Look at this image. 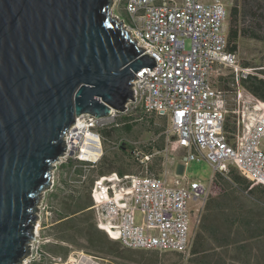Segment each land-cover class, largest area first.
<instances>
[{
    "label": "built area",
    "instance_id": "built-area-1",
    "mask_svg": "<svg viewBox=\"0 0 264 264\" xmlns=\"http://www.w3.org/2000/svg\"><path fill=\"white\" fill-rule=\"evenodd\" d=\"M124 13L115 20L122 22V28L145 50L143 55L155 60L156 67L152 72L146 67L136 73L138 80L132 82L135 101L129 99L123 111L111 109L104 117H77L65 133V152L54 163L51 181L58 165L72 158L83 165L74 182L81 185L88 181L91 169L104 156L100 130L119 127L124 117L132 122L142 120L135 115L143 111L170 119L166 134L176 137L178 146L185 149V164L201 158L210 165L213 176H227L229 167L234 166L247 180L264 185V103L259 107L245 97L236 99L239 130L232 144L225 132L228 92L212 85L218 67L232 69L238 79L252 73L240 66L238 54L227 50L229 14L223 0H125ZM87 137H95L96 144L88 143ZM132 155L145 168L144 174L115 172L93 183L91 209L98 227L126 248L178 251L187 259L195 235L190 233V219L193 215L197 227L212 180L206 184L197 180L170 183L167 171L162 176L149 173L153 155H144L139 149ZM193 201L197 205L192 208ZM38 209L39 221L21 264H107L84 252L67 259L47 258L43 245L51 239L42 231L52 213L42 201ZM137 213L141 214L140 224Z\"/></svg>",
    "mask_w": 264,
    "mask_h": 264
},
{
    "label": "water",
    "instance_id": "water-1",
    "mask_svg": "<svg viewBox=\"0 0 264 264\" xmlns=\"http://www.w3.org/2000/svg\"><path fill=\"white\" fill-rule=\"evenodd\" d=\"M110 4L0 0V264L28 254L39 195L77 117L123 111L136 73L156 67L122 22L111 26Z\"/></svg>",
    "mask_w": 264,
    "mask_h": 264
},
{
    "label": "trees",
    "instance_id": "trees-1",
    "mask_svg": "<svg viewBox=\"0 0 264 264\" xmlns=\"http://www.w3.org/2000/svg\"><path fill=\"white\" fill-rule=\"evenodd\" d=\"M228 18V51L238 54V42L241 38L249 37L264 41V0H254L253 3L251 0H243L242 7L238 2L235 3ZM243 18L249 19L251 24H241ZM112 22V27H121L116 20ZM244 68L253 67L245 65ZM259 73L264 74V69L263 71L259 69ZM250 77H254L257 84L249 85V89L252 88L257 96L264 98L261 93L264 91V79L250 73L246 78H241V82ZM151 123L153 124V121ZM139 124L135 122L131 125L126 124L122 129L108 128L102 130L100 134L116 139L121 135L132 134L134 126ZM159 132L156 130L155 134ZM159 141H164V137ZM96 142L97 139L89 141L93 144ZM125 145L126 143H121V148L124 149ZM85 155L89 156V154ZM105 155L106 153L101 159L104 162L100 161L99 167L104 165L106 170L100 168L101 173L112 172L114 167V161H109ZM82 171L83 168L80 170L81 174ZM239 176L241 175L234 166L229 167L227 176L220 173L215 175L208 200L195 230L191 253L187 259L178 251L129 249L120 241L111 239L107 232L97 225L94 211L90 208L93 205L91 187L86 183L75 186L79 194L70 193L53 197V201L56 203L58 201L59 204L58 207L53 204L55 208L50 209L52 222L44 224L46 228L43 229L42 235L50 238L51 241L43 245V252L49 259L55 257L67 259L72 252L81 251L102 258L107 264H164L161 254L168 252L178 255V264H264V251L259 256L253 253L254 249L249 245L250 240L261 238L264 246V203L258 198L253 201L245 198L256 195L255 192L258 189L251 187L250 184L259 185V183L247 181L241 176L248 182L246 184ZM227 181L235 186L228 189L225 184ZM262 193L264 194V190ZM262 198L264 200V196ZM216 248H221V251L218 252Z\"/></svg>",
    "mask_w": 264,
    "mask_h": 264
},
{
    "label": "crops",
    "instance_id": "crops-1",
    "mask_svg": "<svg viewBox=\"0 0 264 264\" xmlns=\"http://www.w3.org/2000/svg\"><path fill=\"white\" fill-rule=\"evenodd\" d=\"M238 58H239V55H238ZM262 60H263L262 62L263 64L261 63L259 69L263 71L264 57ZM239 64L241 66L240 59H239ZM245 65H250L249 61H243L242 63L243 68L245 67ZM251 74L255 75V77L264 79V74L262 73H258V74L251 73ZM211 80H212V85L214 88L221 90V91L228 92V113H227L226 123H225V132L228 136L229 142L234 144L235 139H236L235 135L237 131L239 130V123H238L239 116L236 113V110H237L236 99L238 97H245L251 100L252 103L263 104L264 98L262 96L260 97L257 96L252 91V88L249 89V85L253 86L257 84V81L254 77H250L248 80H243V82H241V79L236 78V74H234V71L232 69L218 67L217 72L212 76ZM261 93L262 95H264V91H262ZM135 116L137 118L142 117V120L135 121V123L139 124L142 122L144 124H147V130H149V128L152 127L151 125L152 121H153V125L156 124V119H161V120L166 121L168 129L170 128L169 118H160L154 114H146L143 111H138ZM121 122L122 124L117 129H122L124 125L126 124L131 125L132 123H134L128 117L122 118ZM136 126H134V129ZM102 130H107V129H101L100 130L101 133H102ZM156 136L157 137H154V138L150 137L149 139L152 141L147 142V143L145 141L144 142L136 141V140L129 141L127 138L129 137V135H121L119 138L116 137V139H114V137H111V136H107V137L102 136L103 145L104 143L108 145L106 150L103 147L104 154L106 153L105 157L108 158L109 161H114V164H113L114 167H113L112 172L101 173L102 170H106V167L104 165L102 167H99L101 165V162H104V160L101 161L98 167L96 166L97 168L94 167L92 168L93 170L91 169L89 173L88 181L85 182L87 186L90 185V187L92 188L94 181L98 177L107 176L115 172L118 173L119 175H128V174L129 175H142L144 174L145 168L132 155V151L134 149H139L144 155H153V157L151 158V161L148 164V171L151 175L162 176L163 173L167 171L168 181L170 183H174L176 180H180L182 183L186 184L187 181L194 180V179H189L185 173L186 166H188V164L192 161L188 162V164L184 163L183 158L186 155V151L185 149L178 146L176 137L171 135L168 138V135L166 134V131L164 130L160 131L159 134H157ZM161 136L164 137V141H159L162 138ZM125 142L126 144L130 145V151L121 148V143H125ZM171 149H172V152H171L172 154H171V159H170L169 152ZM111 150H114L113 154L110 153ZM200 159L201 158H197L196 160H200ZM81 166H83L82 163L72 158L58 165V167L54 170L53 172L54 180L53 182L51 181L50 187L45 190L43 199H42V202L46 204L49 207V209L55 208L53 204H56L58 207L59 202L57 201L56 203V201H53V197H55V195L63 196V195H68L70 193L79 194L78 189L75 187V186H78V184H76L74 181L77 179L76 177H78L79 174H81L80 173V170L82 168ZM100 168L102 170H100ZM241 176L239 177L243 179L242 177L244 176L242 177ZM214 177L215 175L213 176V171H212L211 177L208 181L209 182L211 180L213 181ZM243 181L244 183L248 184V182H246L244 179ZM225 184L226 186L232 188L231 186L232 184L230 182L227 181L225 182ZM250 186L257 188L258 190L256 191L263 192L264 190V187H263L264 185L262 184L261 185L260 184L259 185L250 184ZM51 217L50 218L48 217L49 220L47 224L52 222ZM249 245L250 247H253L254 254H258L260 256L262 254V251H264V246L262 244L261 238L250 240ZM216 249L218 252L221 251V248H216ZM77 252L79 251L73 252V255H76Z\"/></svg>",
    "mask_w": 264,
    "mask_h": 264
},
{
    "label": "rangeland",
    "instance_id": "rangeland-1",
    "mask_svg": "<svg viewBox=\"0 0 264 264\" xmlns=\"http://www.w3.org/2000/svg\"><path fill=\"white\" fill-rule=\"evenodd\" d=\"M201 1L202 2H212L213 0H201ZM251 1L253 3L254 0H251ZM124 2H125V0H111V4H110V8H109V15L111 18L117 19L116 15H120L123 17L125 16L124 15L125 14L124 13ZM223 2L227 6L228 14H230V10L233 7V5H235V3L238 2L240 7L243 6V0H236V1L235 0H223ZM240 23L245 24V25L251 24L249 19L247 20L245 18H243L242 22H240ZM225 28H226V31L228 32V30H229V18L226 21ZM238 45H239L238 55H239V59L241 62V66H242L243 61H249V64L253 67V68H250V72L258 74L259 73V67H260L261 63L263 62L262 59L264 56V41H258V40L251 39L249 37H245V38H241L239 40ZM151 125H152V127L149 128V130H147V124L137 125L135 127L134 131L132 132V134H130L129 137H127L128 140L129 141L136 140V141H142V142L145 141L147 143V142L152 141L149 139L150 137H152V138L157 137L155 134L156 130H158V131H163V130L167 131L168 130L167 122L164 120H161V119H156V124H154V125L151 124ZM88 143H89V141H88ZM91 144H93V143H91ZM125 146L126 147L124 149L130 151V145L126 144ZM103 147L106 150L108 145L106 143H104ZM113 152H114V150L110 151V153H112V154H113ZM171 152H172V149L169 152L170 159H171V154H172ZM87 154H89V153H87ZM185 173L189 179H194V180H197L201 183L206 184L209 182L208 180L211 177L212 168L210 167V165L207 162L200 159V160L190 162L188 164V166H186ZM231 186H235V185L232 184ZM227 188H230V187L227 186ZM44 192L45 191H43L42 195L41 194L39 195V200H38V203L36 206L37 209L35 211V215L37 216L35 224L39 221L38 205L43 199ZM238 192L241 193V191H238ZM255 193H256V195L254 197H252V196L245 197L244 193H243V195L246 199H249L251 201L256 200L255 198H258V199H260L261 202L264 203V200L262 198L264 196V194L262 193V191H256ZM196 205H197V203L194 201L190 203V206H192V208L195 207ZM136 218H137V224H140L141 223V214L137 213ZM195 227H196V220L192 215V217L190 219V233L191 234L194 233ZM79 252H81V251H79ZM72 254H73V252H72ZM161 255H163L162 260H163L164 264H178L179 258H178V255H176L175 253L168 252V253H164Z\"/></svg>",
    "mask_w": 264,
    "mask_h": 264
},
{
    "label": "bare ground",
    "instance_id": "bare-ground-1",
    "mask_svg": "<svg viewBox=\"0 0 264 264\" xmlns=\"http://www.w3.org/2000/svg\"><path fill=\"white\" fill-rule=\"evenodd\" d=\"M259 107H262V104H260V103H258L257 104ZM93 139H96L95 137H87L86 138V141L88 142V141H90V140H93Z\"/></svg>",
    "mask_w": 264,
    "mask_h": 264
}]
</instances>
